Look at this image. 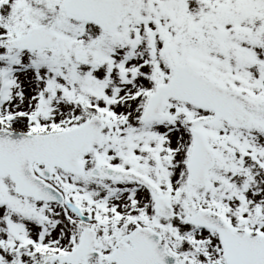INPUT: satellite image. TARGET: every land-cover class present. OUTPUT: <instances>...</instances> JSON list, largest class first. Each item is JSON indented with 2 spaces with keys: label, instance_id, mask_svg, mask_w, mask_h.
Listing matches in <instances>:
<instances>
[{
  "label": "snow or ice",
  "instance_id": "snow-or-ice-1",
  "mask_svg": "<svg viewBox=\"0 0 264 264\" xmlns=\"http://www.w3.org/2000/svg\"><path fill=\"white\" fill-rule=\"evenodd\" d=\"M0 264H264V0H0Z\"/></svg>",
  "mask_w": 264,
  "mask_h": 264
}]
</instances>
